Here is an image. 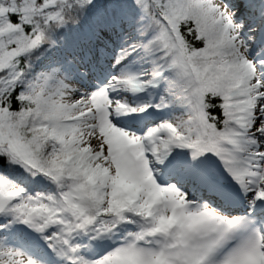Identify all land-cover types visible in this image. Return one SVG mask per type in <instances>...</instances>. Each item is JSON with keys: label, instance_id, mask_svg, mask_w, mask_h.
Instances as JSON below:
<instances>
[{"label": "snow or ice", "instance_id": "6c2138e0", "mask_svg": "<svg viewBox=\"0 0 264 264\" xmlns=\"http://www.w3.org/2000/svg\"><path fill=\"white\" fill-rule=\"evenodd\" d=\"M110 2L0 0V264H264V0Z\"/></svg>", "mask_w": 264, "mask_h": 264}, {"label": "trees", "instance_id": "16d2710c", "mask_svg": "<svg viewBox=\"0 0 264 264\" xmlns=\"http://www.w3.org/2000/svg\"><path fill=\"white\" fill-rule=\"evenodd\" d=\"M120 5L110 2V0H98L97 9L103 11V13H115L118 12ZM87 23V21L85 22Z\"/></svg>", "mask_w": 264, "mask_h": 264}, {"label": "rangeland", "instance_id": "374dc122", "mask_svg": "<svg viewBox=\"0 0 264 264\" xmlns=\"http://www.w3.org/2000/svg\"><path fill=\"white\" fill-rule=\"evenodd\" d=\"M100 12H102L103 13V11L101 10Z\"/></svg>", "mask_w": 264, "mask_h": 264}]
</instances>
